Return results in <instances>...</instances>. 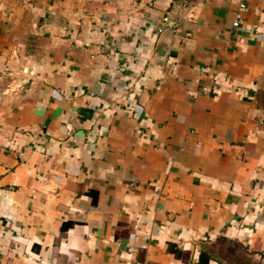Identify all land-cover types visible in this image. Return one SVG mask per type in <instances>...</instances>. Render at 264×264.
Segmentation results:
<instances>
[{
    "label": "crops",
    "instance_id": "1",
    "mask_svg": "<svg viewBox=\"0 0 264 264\" xmlns=\"http://www.w3.org/2000/svg\"><path fill=\"white\" fill-rule=\"evenodd\" d=\"M240 1L0 0L3 264H264V0L233 27Z\"/></svg>",
    "mask_w": 264,
    "mask_h": 264
},
{
    "label": "built area",
    "instance_id": "2",
    "mask_svg": "<svg viewBox=\"0 0 264 264\" xmlns=\"http://www.w3.org/2000/svg\"><path fill=\"white\" fill-rule=\"evenodd\" d=\"M246 5L245 3L241 0L238 5H237V9H236V12H235V20L233 22V27H237L240 23H241V20H242V15L243 13L246 12ZM132 186V185H131ZM0 264H3L2 260H1V257H0Z\"/></svg>",
    "mask_w": 264,
    "mask_h": 264
}]
</instances>
